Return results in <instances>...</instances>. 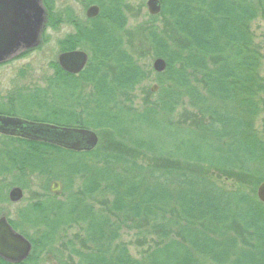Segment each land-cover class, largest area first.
<instances>
[{
	"label": "trees",
	"instance_id": "obj_1",
	"mask_svg": "<svg viewBox=\"0 0 264 264\" xmlns=\"http://www.w3.org/2000/svg\"><path fill=\"white\" fill-rule=\"evenodd\" d=\"M63 1L42 0L46 28L70 27L58 49L85 51L87 66L77 76L57 68L50 103L21 96L14 106L0 104V115L92 130L98 144L73 152L0 136V180L12 177L0 185V217L32 246L20 264L55 257L60 232L72 226H82L87 250L69 243L78 264H264V205L254 196L264 183V140L255 130L264 115V62L250 32L259 15L264 20V0H159L160 13L150 19H160V29L133 31L123 11L128 0H73L99 7L90 20ZM144 56L163 59L166 68L137 111L128 98L147 77ZM184 101L191 112L173 121ZM26 177L42 196L11 218L7 188L26 189ZM52 182L64 200L51 195ZM123 228L150 238L142 258L120 243Z\"/></svg>",
	"mask_w": 264,
	"mask_h": 264
},
{
	"label": "rangeland",
	"instance_id": "obj_2",
	"mask_svg": "<svg viewBox=\"0 0 264 264\" xmlns=\"http://www.w3.org/2000/svg\"><path fill=\"white\" fill-rule=\"evenodd\" d=\"M148 0H128L123 5V11L127 19L126 29L133 31L136 27H140L143 30L150 28L160 29V19L152 24L150 19L146 2ZM62 4L70 6L73 9L75 15L79 19L85 18L86 8H82L78 3L73 0H64ZM250 32L253 37L254 43L259 46L260 54L262 56V62H264V20L259 15V17L250 24ZM72 34V29L68 26H60L56 30H51L44 28L42 33L43 42L40 43L35 49L30 51H20L12 58L6 62L0 64V104L5 106H14L15 100L21 96L36 95L40 97L41 100L50 103V93L48 89V82L54 77L57 70V56L60 51L58 49L57 42H64L68 40L69 36ZM64 40V41H63ZM154 59L148 56H144L140 59V66L146 72L147 77L144 82H142L135 90L129 95L128 101L131 103L132 108L137 111H141L142 106L145 102L150 101V97L147 95L155 94L151 93V88L157 85L154 82V75L152 69V63ZM261 76H264V65L261 68ZM74 105V103H71ZM129 104L128 102L126 103ZM186 101L179 107L176 112V117L173 121L181 119L184 114L187 116L190 113ZM35 115L34 110L31 113ZM264 115L259 116L255 121V130L257 131L259 137L264 140ZM189 119V118H188ZM185 119V122H188ZM136 158V157H135ZM137 162L145 163L146 159L142 157L136 158ZM192 171V170H190ZM193 172H198L199 174L205 173L211 180H213L218 186L231 190L235 186L231 180L225 177H217L216 174L206 173L204 170H195ZM205 175V176H206ZM12 177H5L0 180V185L2 187L8 186L11 183ZM26 182L28 187L26 189H21L18 185H11L7 188L8 192L14 188L18 187L22 190L23 198L20 202L16 204H10L5 207V211L14 217L17 209L25 206L30 201L36 200L42 196V192L39 190L38 186L33 180L26 177ZM77 182L75 183V187ZM256 197V190L254 193ZM66 195H61L60 200H64ZM94 203V202H93ZM98 207V206H97ZM82 233V226H72L64 229L60 232L57 239V248L60 253L56 254L55 258L52 254L42 255V264H78V259L74 257L73 254L67 250L69 248V243H73L75 249L81 251H87L83 249L82 243H80V237ZM137 231L128 230L123 228L120 232V243L123 244L130 254L131 257L135 259H140L144 256V253L148 251L149 246H153L150 243V238L143 241L142 237L137 235Z\"/></svg>",
	"mask_w": 264,
	"mask_h": 264
},
{
	"label": "water",
	"instance_id": "obj_3",
	"mask_svg": "<svg viewBox=\"0 0 264 264\" xmlns=\"http://www.w3.org/2000/svg\"><path fill=\"white\" fill-rule=\"evenodd\" d=\"M146 7L149 16H157L161 10L158 0H148ZM98 14L99 8L96 5L85 11L87 19L96 18ZM45 23L42 0H0V63L21 49L36 48L40 44ZM87 61V54L80 50L64 52L57 57L58 66L69 75L82 72ZM165 68L166 63L161 58L152 63L156 74L162 73ZM156 91L155 85L151 92ZM0 136L46 143L73 152H90L98 143L97 135L92 130L58 127L6 116H0ZM50 193L55 197L60 196L61 186L58 182L51 183ZM7 198L11 204L20 202L23 198L22 190L12 188ZM256 199L264 205V183L257 187ZM30 252L31 243L17 233L5 217H0V259L8 264H20L28 258Z\"/></svg>",
	"mask_w": 264,
	"mask_h": 264
},
{
	"label": "flooded vegetation",
	"instance_id": "obj_4",
	"mask_svg": "<svg viewBox=\"0 0 264 264\" xmlns=\"http://www.w3.org/2000/svg\"><path fill=\"white\" fill-rule=\"evenodd\" d=\"M26 51L28 52V51H30V50H26ZM57 68H58V70H61L59 67H57ZM12 117H15V116H12Z\"/></svg>",
	"mask_w": 264,
	"mask_h": 264
}]
</instances>
